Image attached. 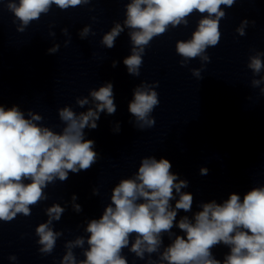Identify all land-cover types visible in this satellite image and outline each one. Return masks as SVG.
Instances as JSON below:
<instances>
[{
    "label": "clouds",
    "instance_id": "1",
    "mask_svg": "<svg viewBox=\"0 0 264 264\" xmlns=\"http://www.w3.org/2000/svg\"><path fill=\"white\" fill-rule=\"evenodd\" d=\"M89 0H19L9 3L8 9L14 13L23 32L33 20L47 13L52 5L61 10L80 6ZM235 0H132L127 4L125 25L131 29V40L136 46L132 55L123 63L128 73L139 75L143 63L141 53L154 37L163 35L168 26L187 24L185 19L193 11L207 16L199 21L196 31L187 41H177L176 52L185 60L202 56L206 49L215 47L221 39L219 22L226 13L221 5L232 7ZM215 17V18H213ZM16 21L14 20V23ZM247 23V21H244ZM254 23V22H253ZM86 27L81 35L88 33ZM66 31V30H65ZM123 31L116 24L104 35L102 43L109 49L115 46V39ZM244 35L243 29H237ZM59 45L49 49L56 52ZM260 54L251 58L248 67L254 74L264 68ZM203 59L208 60L207 56ZM116 62H113V67ZM194 75L199 76V71ZM157 87L159 86V82ZM258 86L260 81L253 80ZM113 84L108 83L99 90L92 91L96 103L79 116L69 107L58 110L59 117L66 123L62 134H56L47 127H40L33 121L41 120L39 115L25 119L20 109L13 105L5 109L0 105V221L11 222L17 214L31 215L30 206H35L47 197L43 189L56 178L68 179L69 172L78 174L87 171L96 162L97 153L93 151L94 141L85 140L83 129L97 128L99 113L105 110L109 115L116 112ZM264 93V89L261 90ZM89 101H77L83 107ZM160 103L155 90L136 88L134 98L128 105L129 112L136 117L139 127H152L154 118H149ZM118 130V129H117ZM171 162L161 157L142 159L135 179H122L112 190L111 204L103 215L93 219L87 226L89 249L80 264H128L121 255L122 249L129 245L130 234H136L130 251L143 259L144 252L157 251L162 243V233L170 232L176 221L177 210H192L193 194L181 193L188 181L179 180L172 171ZM208 168L201 167L200 174L207 175ZM30 180V183H24ZM174 190L179 193L173 208ZM75 199V197H74ZM138 201H142L139 202ZM77 211L80 206H76ZM64 209L54 205L47 209L49 217L59 220ZM47 223L40 224L36 232L42 251L51 252L55 245L56 233ZM183 235H176L172 243L162 253L161 259L168 264H264V186L253 187L241 196L235 192L222 204L212 201L202 204V210L194 215V221L182 217L175 225ZM82 245L81 239L76 240ZM220 244L230 246V252L223 261L213 256L212 249ZM64 261L74 264L69 252Z\"/></svg>",
    "mask_w": 264,
    "mask_h": 264
}]
</instances>
